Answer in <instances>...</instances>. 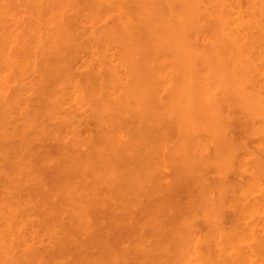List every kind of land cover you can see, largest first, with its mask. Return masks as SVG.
Masks as SVG:
<instances>
[{
    "label": "bare ground",
    "instance_id": "1",
    "mask_svg": "<svg viewBox=\"0 0 264 264\" xmlns=\"http://www.w3.org/2000/svg\"><path fill=\"white\" fill-rule=\"evenodd\" d=\"M13 1L15 0H0V63L4 68H9V72L14 69L10 72L13 74L16 70L20 71L23 63L22 67L27 74L37 76L38 84L30 91L34 90L33 93L43 100L41 107L45 113L41 114L52 121L57 130L62 125L65 127L62 135L65 140L44 133L50 123L47 127H42V134L47 135L44 137L40 132L39 135L43 136V140H48V136L51 141L55 139L56 142L58 140L62 143V152L69 155L72 161L69 160V164L66 161L68 165L66 164L65 168V164L59 160L58 165L64 168L65 172L71 171V163H77L76 172L73 167L70 173L73 172L80 178L81 181L78 180L80 183L77 181L76 186L81 185L79 186L84 191L82 196L86 199L84 205L82 196H78L77 192L75 196L80 197V200H75V196V199L69 197L70 213L65 217L69 218L68 222H72L74 227L70 231L69 223L70 227L66 228L65 232L63 228L61 230L65 242L60 236L64 248L59 245L62 254L59 252L57 255H69L66 258L70 259L71 256V261L68 263L61 261L62 259L51 260L55 257L46 260L42 256L35 257V264H83V257L93 254L88 253L92 251L91 248H94L95 254L89 258L95 259V264H102L105 260V264H110L111 261V264H132L133 258L129 259L128 256L132 251L130 250V253L128 249L121 247L125 240L122 241L120 237L127 236V239L131 238L133 241L132 235H137L138 229L140 231L141 228L138 225L140 222H136L138 217H135V213L143 214L144 210H147L145 208L149 206L150 211L152 206L157 204L153 200V204L146 201L143 206L139 197L148 200L156 198L160 205H165H161L164 210L156 205L158 212L155 209L154 212H149L151 221L153 213L156 220L152 222L158 221L163 229L160 230L163 232L160 233L161 237L166 236V242L169 241L166 245L165 241L160 239L161 243L166 245L162 248L160 244L159 248H153L157 246L149 242L152 244L151 249L160 251V256L164 258L159 263L155 261L156 264H192V261H196L195 264H247V261H250V264H264V219L261 220V213H264V0H55L57 4L52 0L55 2L54 6H57L50 10L53 3L49 1V7L44 6L46 12H39L41 5L35 4L37 0H23L35 11L28 14L27 10L25 14L28 16H25H31L33 22L29 21L30 26L25 24V27L29 26L26 27L28 31L21 30V35L28 34L26 32L33 34L34 40L29 39L30 36L26 39L28 35L22 37L28 43L14 35L19 25L16 26L13 21L16 14L11 16L9 12L8 2L11 6ZM25 7L22 6V9ZM22 14L19 16L22 17ZM8 16L13 17V22L9 21ZM12 44L14 49L18 48V44L22 46V51L25 50L23 59L16 58L19 48L15 55L12 52ZM259 50L260 53L255 54ZM0 70L3 73L4 69ZM17 72L15 75L22 73ZM22 75L27 76L25 73ZM33 81L35 82V79ZM1 84L0 148L2 146L6 149L7 143H4L13 138L12 134L10 136L12 130L7 127L10 119L6 107H11L14 103L21 105L25 87L17 84L15 89H9L13 91L8 92L9 87L5 88ZM27 99L31 102L29 97ZM27 99L25 98V101ZM28 105L30 108L28 106L27 109L34 106ZM29 109L28 112L33 111ZM24 110L20 113L30 115L24 113ZM77 111L80 112L78 114L81 119L84 117L85 120L87 117L91 120L95 126L94 130L96 128L95 135L89 136L90 132L85 134L87 137L82 136L83 132L77 129L81 123ZM34 119L31 118L32 121ZM44 121L40 122L45 124ZM236 123L242 128L245 127L243 129L247 138L253 137L258 141L254 140L256 145H262L255 146V150L249 149V144L247 145L243 138L238 139L233 135ZM6 127L8 134L5 132ZM35 133L34 131L32 135ZM40 137L37 141L39 145H43L44 141L40 144ZM17 140L21 139L18 137ZM6 147L9 148L8 145ZM63 160H68L67 156ZM168 168L170 171H167ZM162 169L170 173L163 186L161 182L164 178L160 176ZM210 171L217 176L214 180L209 178ZM163 175L167 177L166 174ZM73 176L76 179V176ZM233 176L241 181L231 184L229 179ZM244 177L248 181L244 180ZM63 184L59 186L62 187ZM80 188L74 189L79 191ZM22 190L20 195L24 194H21ZM80 191L78 193L81 194ZM16 193L17 191L14 194ZM49 193L55 191H46V197ZM27 194L24 197H27ZM43 194L45 195V192ZM58 194L61 196V193ZM182 194L185 195L184 199L181 198ZM37 195L35 197H38ZM35 197L30 200L31 204ZM39 198L40 196L38 203L41 202ZM7 201L11 200L8 198ZM51 201L54 203L55 200ZM79 201L84 206H81ZM46 202L49 203V199ZM48 205L46 209L52 211L50 203ZM21 206L25 207L24 204ZM38 208L36 210L41 212L42 208ZM160 209L163 210L161 214ZM60 210L63 211L62 208ZM65 210L68 211L64 208ZM58 211L57 209V213ZM142 211L143 213H140ZM227 211L235 214L232 215L235 222H230L232 227L229 225V229L224 227L228 219L226 216L230 213ZM115 212L120 217H115ZM12 213L14 214L13 211ZM145 215L143 214L144 217ZM55 217H49L52 220V223L48 221L50 225L55 224ZM129 217L135 224L127 228L125 225ZM225 217L227 219H224ZM259 219L262 222L260 228L256 227ZM237 220L240 221L236 222ZM42 221L44 222L43 218ZM199 221L206 225L205 230L200 227L201 224L198 229ZM8 222L6 226L8 224L10 227V220ZM45 222L49 224L47 220ZM144 222V225H147L146 220ZM152 227L153 236L156 237L154 239L158 241V227ZM48 228L42 230H50ZM140 232V235L143 234ZM2 233L0 231V234ZM125 233H131V236ZM140 235L136 238L139 239ZM14 236H18L19 241L22 239L21 232ZM23 241L25 242V237ZM23 241L21 240L22 244ZM119 244L121 246H118ZM15 249L13 247L11 251ZM142 250L144 251L143 248ZM153 250L149 251L154 252ZM145 252L142 253L148 256L147 251ZM158 252L153 255L158 256ZM8 256L10 257V254ZM137 260L133 259L135 263Z\"/></svg>",
    "mask_w": 264,
    "mask_h": 264
},
{
    "label": "rangeland",
    "instance_id": "2",
    "mask_svg": "<svg viewBox=\"0 0 264 264\" xmlns=\"http://www.w3.org/2000/svg\"><path fill=\"white\" fill-rule=\"evenodd\" d=\"M44 0H37V2L35 3V4H39V5H41V7H40V9H39V12H46L45 11V9H44V6H46L47 7V5L50 3V2H52V0H46V4L43 2ZM50 1V2H49ZM55 1V0H54ZM14 3H12L11 2V6H10V2H8L9 3V12H11L10 14H11V16L12 15H15L14 17H15V19H13V21H15V25L17 26V25H19V26H17V28H16V30H15V36L16 37H18V38H20L21 39V41H26V42H24V43H28L27 42V38L29 37V39L31 38V40H34L33 39V34L31 35V33L30 32H26V33H28V34H26V35H28V36H26V35H24V34H22L21 35V33H22V31H24L25 32V30H27L26 29V27L28 28L31 24V22H33V20H32V18H31V16H29V17H27L28 16V14H30L29 12H35V11H33L34 9H32V8H29L28 7V5H26V1H23V0H15V1H13ZM23 2H25L24 4H23ZM41 2V3H40ZM56 2V3H55ZM54 3L55 4H57V1H55ZM48 3V4H47ZM53 3V2H52ZM51 3V4H52ZM54 3L52 4V5H50V7H51V9L50 10H52L54 7L56 8V6H54ZM21 4V5H20ZM43 4V5H42ZM45 4V5H44ZM19 5V6H18ZM24 5L26 6L25 8H23L22 9V6L24 7ZM49 5H48V7H49ZM21 6V8H19ZM43 6V7H42ZM53 6V7H52ZM28 7V8H27ZM45 7V8H46ZM39 8V7H38ZM30 9H32V11L30 10ZM42 9V10H41ZM15 10H16V12H15ZM21 10H23V12L21 11ZM27 10H28V14H25V13H27ZM30 10V11H29ZM46 10H48V9H46ZM17 11L19 12L18 14H17ZM49 11V10H48ZM50 12H52V11H50ZM22 14V17L21 16H19V15H21ZM25 15H27V16H25ZM9 18H10V22H13V21H11V19L13 18V17H10V16H8ZM20 19H19V18ZM8 18V19H9ZM16 18H17V20H16ZM30 20H29V19ZM22 19H24V21L22 20ZM19 20H21L20 22H24L23 24L22 23H20L19 22ZM26 20H28V21H26ZM17 21L19 22V23H17ZM29 21H31V22H29ZM26 22V23H25ZM29 22V23H28ZM25 24H27V25H29V26H26L25 27ZM20 28V29H19ZM22 30V31H21ZM28 31V30H27ZM30 33V34H29ZM24 36H26V39H23L22 37H24ZM30 40V41H31ZM29 41V40H28ZM29 41V42H30ZM31 44H33V41H32V43ZM13 45V47H12V52L16 55L17 54V49L19 48V51H18V54H17V56H16V58H18L19 60L20 59H23L24 57H23V54H25V50L23 49V51H22V46H20V45H18V44H16L17 46H18V48L16 47V45H15V47H16V49H14V44H12ZM28 46H30V44H27ZM28 46H26V47H28ZM263 51H264V49H263ZM19 52H21L20 54H22V55H20L19 54ZM258 53H260V50L259 51H257L255 54H258ZM11 55L12 56H15V55H13L12 53H11ZM22 57V58H21ZM15 58V59H16ZM24 61V60H23ZM23 66V63H22V65H21V68H19V70L22 72V73H20L21 75L23 74V73H25V75H27L28 76V74H27V72L23 69L24 67H22ZM52 67H54V66H52ZM0 69H4L3 70V73L5 74V76H4V74L2 73V70H0V81H1V83H4V84H1L2 86L4 85L5 86V88H8V92H11V91H13V90H9V89H13L14 88V86L16 87V85L18 84V85H23V87H25V93H23L22 92V99L24 100H21L22 102H23V104H22V102H20L21 103V105L23 106H21V105H19L18 106V104L16 105L15 103L13 104V106H7L6 107V111H7V114H8V119H10V121H9V123L7 124L8 126L7 127H9V129L10 130H12V132H10V136H11V134H12V136H13V138L11 137V138H9L8 139V141H6L4 144H6L7 143V145L9 146V148L8 147H6L4 144H3V146H5V148L6 149H3L2 148V146H1V148H0V207H1V210L4 212H2L1 210H0V231L1 232H3L2 234H0V246L1 247H3V248H1L0 247V264L2 263V264H26V262H27V264H35V257H45V259L46 260H48V259H51L52 257H55V259L53 258V259H51V260H57V261H59V260H61V261H67L68 263L71 261V256L69 257L70 259H68V258H66V257H68L67 255H65V256H60V254H62L61 252V250H62V248L61 247H59V245H61L62 246V244H63V242H62V240H61V238H60V236L63 238V235H62V231L61 230H63L64 232L68 229V227H70V224L72 223V222H68V219L69 218H67L66 219V215H68L69 213H70V211H69V209H70V204H68V203H70L71 201H70V199H69V197H73L74 199H75V197H76V199L75 200H80L79 198H78V196L79 195H84V191H83V189L82 188H80V186L79 185H77L76 186V183L78 184V182L79 181H81V180H79L80 178H77V175L75 174V173H70L71 171H72V168L74 167V172H76V169H77V167H76V165H77V163L76 162H74V163H71L70 164V167L71 166H73L70 170L71 171H69V166H67L68 168V170L67 171H69V172H65V169L64 168H61V166L60 165H58L59 164V160H61L62 162H60V164L62 163V166L64 165L65 166V168H66V164H67V162L66 161H68V164H69V160H70V162H72L71 161V159L69 158V155H65V152H62L63 151V149L61 148V145H62V143L61 142H58V140H57V142H56V140L55 139H53V141H51L52 139L50 138V137H48V136H50L51 135V137L53 136H55V138L56 137H58V139L59 140H62V139H64V138H62L63 136L62 135H64V130H65V127L63 126H61V128L59 129V130H57V126L52 122V121H50V120H48V119H46L42 114H44L43 113V108L41 107L43 104V100H41V98H39V96L36 94V93H33V91L31 92L30 90H32V88H35L36 86H37V84H38V81H37V76L36 75H33V76H31L30 74H29V78L27 77V76H23V77H25V78H23L22 76H20V74H17V75H15V73L18 71V70H16L15 72H14V74L13 73H10L11 71L13 72V70H11L10 72H9V68H4V66H3V64L2 63H0ZM22 69V70H21ZM7 70V71H6ZM23 70H24V72H23ZM20 71H18L17 73H19ZM1 74H3V75H1ZM15 75V76H14ZM6 76H9L10 78L8 79ZM27 77V78H26ZM2 78H3V80L6 82H4L3 80H2ZM20 78L22 79V80H24V81H22V80H20ZM33 78V79H32ZM35 79V82L33 81ZM9 80V81H8ZM17 80V83H15L14 84V82ZM18 80H20L19 82H18ZM27 80V81H26ZM28 84H26V83ZM13 84V85H12ZM10 85V86H9ZM3 86V87H4ZM13 86V87H12ZM11 87V88H10ZM15 89V88H14ZM27 91H29V93H27ZM30 92H31V94H30ZM26 93H27V95H26ZM34 94V95H33ZM35 94L37 95V97L35 96ZM30 95V96H29ZM33 95V96H32ZM30 98V101L31 102H29V99H27V98ZM25 98L27 99L26 101H25ZM31 99H33V100H31ZM33 101V102H32ZM27 102V103H26ZM39 102V103H38ZM42 102V103H41ZM19 103V104H20ZM41 103V105L39 106V104ZM28 104H32L31 105V107L34 105L35 106V104H37V106H35L36 107V109L34 108V106L31 108V109H29L30 108V105H28ZM9 105H12V104H9ZM14 105H16V107L14 106ZM29 106V110L31 111L32 109H33V111H31V112H28V109H27V107ZM40 107H41V109H40ZM16 108V109H15ZM8 109V110H7ZM18 109H21V110H18ZM25 109V110H24ZM35 109V110H34ZM38 109V110H37ZM23 110H24V113H26V114H29L30 113V115H25V114H23V113H20V112H23ZM37 110V111H36ZM39 110H41V112L39 111ZM12 111V112H11ZM14 111V112H13ZM35 111L37 112V114H35ZM9 112H11V113H9ZM19 113V114H18ZM42 113V114H41ZM78 113H80L79 111H77L76 112V114H78ZM33 114H35L34 116L35 117H33ZM39 114V115H38ZM75 114V115H76ZM9 115H10V117H9ZM25 115V116H24ZM235 115H237V114H235ZM22 116H24L23 118H22ZM28 116V117H27ZM77 116V115H76ZM79 116H81L80 114H78V119H79V121L81 122L80 123V126H82V127H80V126H78L77 127V129L83 134H81L83 137H87L88 135L89 136H92V135H95L96 134V128H95V130H94V125H93V123L91 122V120L90 119H88L87 117L85 118V120H83L84 119V117L81 119V117H79ZM238 116V115H237ZM236 116V117H237ZM27 117V119H26V121L24 120L25 118ZM239 117V116H238ZM31 118L33 119V118H35V119H37L39 122L38 123H36V122H34V121H37V120H31ZM29 119H30V121H29ZM42 119V120H41ZM88 119V120H87ZM17 120V121H16ZM44 120H46V121H44ZM90 120V121H89ZM27 121H29V123H27ZM40 121H44L45 122V124H43V122L41 123ZM50 121V122H49ZM33 122V123H32ZM48 122V123H47ZM85 123V124H82V123ZM47 123V124H46ZM49 123H50V125H49ZM51 123H52V126H51ZM28 124V125H27ZM29 124H30V126H29ZM36 124H38V126L35 125ZM40 124H43V125H40ZM67 124V123H66ZM82 124V125H81ZM34 125V126H33ZM44 125H46V126H44ZM47 125H49V127H47ZM86 125V126H85ZM32 126V127H31ZM7 127H6V130H5V132L6 131H8V129H7ZM23 127H26V128H23ZM30 127V128H29ZM34 127V128H33ZM38 127H40V129H38ZM44 127H47L46 129H44L45 130V132L44 133H47L48 134V136L46 137V139H48L49 140V143H48V140H43L44 138H43V136L45 137L47 134H42V130H43V128ZM235 127H236V129L234 128L233 129V132L235 131V133H233V135H235V137H237L238 139H239V137L240 138H243L242 140H245L246 141V143H247V147L249 148V149H254L255 148V146H259V145H256V142H258V141H256V139L255 138H253V137H251V138H247V133H245V130L243 129V128H245V127H243L242 128V126L240 125V124H238V123H236V125H235ZM32 128L34 129V131L36 132L35 133V135L33 136L32 135V133H34V131L32 130ZM24 129H26V131L24 130ZM90 129H91V131H90ZM243 129V130H242ZM53 130V131H52ZM19 131V132H18ZM38 131V132H37ZM48 131H49V133H48ZM51 131V132H50ZM61 131H62V133H61ZM13 132H14V134H13ZM43 135L42 137H40L41 135H39L40 133ZM53 132V133H52ZM91 132V133H90ZM92 132H93V134H92ZM27 133V134H26ZM58 133H60V134H58ZM88 133H90V134H88ZM6 134H8V132H6ZM30 134V135H29ZM85 134H88V135H85ZM18 135V137H19V139H21L20 141L19 140H17L18 139V137H16ZM36 135H39V137L40 138H42L41 140H40V144H41V142L43 143V141H44V144L42 145H39V141H37V140H39V139H37V138H39V137H37ZM7 136H9V135H7ZM9 136V137H10ZM24 136V137H23ZM31 136V137H30ZM25 137H26V139H25ZM60 137V138H59ZM30 138V139H29ZM33 138V139H32ZM245 138H247V139H245ZM249 139V140H248ZM15 140H17V141H19V142H15ZM23 140V141H22ZM28 142V145H26V141ZM29 140V141H28ZM37 142V143H35V141ZM65 140V139H64ZM252 140H253V142H252ZM254 140L256 141V142H254ZM46 141V142H45ZM52 143H51V142ZM262 141H264V140H262ZM56 142V143H55ZM18 143V144H17ZM25 143V144H24ZM48 143V144H47ZM255 143V144H254ZM21 144V145H20ZM32 145L31 147H30V145ZM46 144V145H45ZM56 144H58V145H56ZM262 144H264L263 142H262ZM261 144V145H262ZM18 145V146H17ZM51 145V146H50ZM260 145V146H261ZM55 147H59L58 149H56ZM264 147V146H263ZM256 148H258V147H256ZM59 149H60V151H59ZM259 149V148H258ZM255 150V149H254ZM62 154V155H61ZM160 154V153H159ZM60 155V156H59ZM63 155H65V156H63ZM67 156V159L68 160H63V158L65 159V157ZM66 163H65V162ZM67 164V165H68ZM73 164V165H72ZM248 164H251L250 162H248ZM250 166H248V168H249ZM63 169H64V171H63ZM164 170V171H163ZM170 171V169L168 168L167 169V171ZM165 169H162L161 171H160V173H161V175L160 176H162L164 179H163V181L161 182L162 184H161V186H163V185H165V184H163V182L165 183L167 180H168V176H170V173H168ZM211 172V171H210ZM40 173V174H39ZM68 173H69V176H68ZM75 175L76 177V179H74V176L73 175ZM163 174H166V176L167 177H165V175H163ZM169 174V175H168ZM209 175V174H208ZM207 175V176H208ZM214 174L211 172L210 173V175H209V178L210 177H212V178H210V180H214V178L215 177H217V176H213ZM247 175V174H246ZM39 176V177H38ZM43 176V177H42ZM231 176V175H230ZM236 177V176H235ZM229 178H231V177H229ZM238 178V177H237ZM237 178H235L234 179V176H233V178L230 180L229 179V181L231 182V184L233 183V184H235L236 182H238L239 183V181H241V180H239V178H238V180H237ZM244 178H246V177H244ZM248 178H250V177H248ZM42 179V180H41ZM68 179V180H67ZM26 180V181H25ZM79 180V181H78ZM244 180H247V178L246 179H244ZM251 180V179H250ZM249 180V181H250ZM72 181V182H71ZM76 181V182H75ZM78 181V182H77ZM248 181V180H247ZM244 182H246V181H244ZM243 182V183H244ZM5 183V184H4ZM7 183H8V185H7ZM62 183H64V184H66V185H64L63 184V186L61 187V186H59L60 184H62ZM68 183V184H67ZM71 183V184H70ZM75 184V185H73V184ZM80 183V182H79ZM57 184H58V186H57ZM237 184V183H236ZM19 185V186H18ZM80 188V189H82L81 191H80V189H79V191L81 192V194L80 193H78L79 191H77V189H74V188ZM10 187H12V188H10ZM7 188V189H6ZM26 188H28L29 189V191H26L27 189ZM43 188L45 189V190H43ZM51 188V189H50ZM53 188H55V189H53ZM58 188V189H57ZM61 188V189H60ZM21 189H23L22 190V192H21V194L22 193H24L23 195H20L19 193H20V191H21ZM59 189H60V191H59ZM70 191V189H73L70 193H68L69 191ZM34 190V191H33ZM37 192H39V191H41V192H39V193H37ZM57 190V191H56ZM14 191V192H13ZM15 191H17V193H18V195H17V193L16 194H14L15 193ZM46 191H51V192H54L55 191V193H52V194H50V195H48V197L50 196V198L52 199V200H55L54 201V203L51 201V199L50 198H48V197H46V195L48 194H46ZM67 192V193H65V192ZM73 191H75L74 192V194L73 195H71L72 194V192ZM25 192H26V194H27V192H29L27 195L29 196H27V197H24V195H26L25 194ZM45 192V195L43 194V193ZM61 193V196H58L59 194L58 193ZM77 192V194H78V196H75V193ZM6 193V194H5ZM11 193H12V195L13 196H15V197H12V195H11ZM65 193V194H64ZM83 193V194H82ZM5 194V195H4ZM9 194H10V196H9ZM33 194H38L37 196L39 197L40 196V198H39V200H41V202H37L38 201V197H35L36 195H33ZM63 194H64V196H63ZM44 195V196H43ZM65 195H66V197L68 198V199H66L65 200ZM229 195V194H228ZM9 196V197H8ZM33 196L35 197V203L32 201V204H31V201L30 200H33ZM43 196V197H42ZM56 196V197H55ZM75 196V197H74ZM230 196V195H229ZM231 197H233V194H232V196ZM5 198V199H4ZM9 198V200H11V201H7V199ZM14 198V199H13ZM17 198H19L18 200H17ZM37 198V199H36ZM44 198H46V199H44ZM64 198V199H63ZM78 198V199H77ZM142 198H144L143 200H142ZM151 198V197H150ZM181 198L182 199H184L185 198V195L184 194H182L181 195ZM229 199H232V198H230V197H228ZM23 199V200H22ZM44 199V200H43ZM48 199H49V203H50V207L52 208V203H53V205H54V207L52 208V211L49 209H46L47 208V206L49 207V203L48 202H46V200L48 201ZM73 199V200H74ZM156 198H153V199H147V198H145V197H139V201L142 203V205L144 206L145 205V202L146 201H149V202H151V201H155V202H157V206L159 205L161 208H162V206H163V204L164 203H162L161 205H160V203L157 201V200H155ZM14 200V201H13ZM20 200V201H19ZM64 200V201H63ZM85 200L86 199H84L83 198V196L81 197V201L83 202H80V205L81 206H84L85 205ZM24 202V203H21V202ZM57 201V202H56ZM88 201V200H87ZM86 201V202H87ZM43 202V203H42ZM46 202V203H45ZM52 202V203H51ZM58 202H62L61 204L59 203L58 204ZM73 202V201H72ZM76 202H78V201H76ZM13 203L14 204V206H13V204L11 205V204ZM20 203H21V205L22 204H24V206L25 207H23V206H21L20 205ZM48 203V204H47ZM68 205V206H65L66 204ZM84 204V205H82V204ZM88 203V202H87ZM148 203V202H147ZM152 203V202H151ZM151 203H149L148 205H150V208H151ZM28 204V205H27ZM41 204V205H40ZM44 204H45V206H44ZM89 204V203H88ZM153 204V203H152ZM34 205V206H33ZM38 205V206H37ZM55 205H57V206H55ZM147 205V206H148ZM156 205L154 204L152 207H153V209H155L156 208ZM65 206V207H64ZM165 206V205H164ZM163 206V207H164ZM17 207H18V209H17ZM31 207H33V208H31ZM37 207H39L38 209H40V208H42L41 209V212L42 213H44V214H42L41 212H40V210L38 211V210H36V208ZM58 207V208H57ZM59 207H61L62 209H63V211H61L60 209H59ZM146 207V206H145ZM3 208V209H2ZM6 209V211H5V209ZM25 208V210H23ZM35 208V209H34ZM64 208L65 209H68V211L66 212V210L64 211ZM20 209V210H19ZM31 209V210H30ZM56 209V210H55ZM57 209L60 211H58V213H57ZM133 209V208H132ZM145 209H149V206L147 207V208H145ZM153 209L151 208V210L149 211H147V210H144V213H143V211L142 212H140V213H143L144 215L146 214V212H147V214L145 215V217L143 216V214H139V215H137L135 212V217H138V219H137V221L136 220H134V221H136V222H140V223H138V225H140V227L141 228H145V229H141L140 228V231H139V229H138V231H137V235L136 234H134V235H132L133 237L132 238H136L138 235H140L139 234V232L140 233H142L143 232V234H141L140 235V237H141V239H140V237H139V239H133V241H132V239L131 238H129V239H127L125 236L122 238V235H121V237H120V239L122 240V241H124L125 240V243H124V245H123V242L121 243L123 246H121L120 244L118 245V246H121L122 248H125V249H128V252H130L131 253V251H132V254H130V255H128L129 256V259L130 258H133V259H135V258H137L138 260H137V263L138 264H141V262H142V264H144V262H145V264H148L149 262L151 263V264H153V263H155L156 264V262H161L164 258H162L163 256H160V251L158 252V250H156V252H158L159 254H158V256H156L155 254L153 255V253H156L153 249H151L152 248V244H154L153 246H157V247H153V248H159V244H160V246H161V248L162 247H164V246H166L167 244H168V242H166V236L164 237L163 235V238L161 237V234L160 233H162L163 234V232H160V230H162L163 231V229H161V226H160V224H158V221H156V222H152V221H154V220H156V217H154V214L152 213V215H153V217H152V221H151V217H150V215H151V213L149 214V212H152L153 211ZM159 209V208H158ZM163 209V208H162ZM166 210H167V208H165ZM227 209H229L230 211H232V209H230V208H227ZM17 210H19V211H21V212H19L18 211V213H17ZM156 210V209H155ZM161 210V209H160ZM164 210V209H163ZM163 210H161L159 213L161 214L162 212H163ZM165 210V211H166ZM7 211L9 212V213H7ZM12 211L14 212V214L12 213ZM31 213H30V212ZM51 211V212H50ZM55 212V214L54 213H52V212ZM157 211V210H156ZM155 211V212H156ZM230 211H227V212H230ZM2 212V213H1ZM38 212H40L39 214H37ZM131 212V211H130ZM154 212V211H153ZM158 212V211H157ZM167 212V211H166ZM226 212V213H227ZM19 213H21V214H19ZM30 213V214H29ZM232 212H230V213H228L227 214V216L226 217H228V219L225 217L224 219H227V222H229V224L227 223V222H225V224H224V227L226 228V229H229V225L231 226L232 225V223L230 224V222H232V220H234L233 221V223L235 222V217H234V219L232 218V215L234 216L235 214H231ZM16 214H18V215H16ZM25 214V215H24ZM36 214V215H35ZM46 214H47V217H46ZM62 214V216H60ZM117 213L115 212V217H120V215L118 216V214L116 215ZM149 214V215H148ZM155 214H157V213H155ZM159 214V215H160ZM262 215V217H261V220L262 219H264V213L262 212L261 213ZM3 215V216H2ZM8 215V216H7ZM13 215H16V216H18V218L16 217V216H13ZM27 215V216H26ZM64 215V216H63ZM143 217H142V216ZM159 215L157 216V217H159ZM226 215V214H225ZM41 218H40V217ZM55 216H58V217H55ZM60 216V217H59ZM125 217H127L126 215H124ZM123 216V217H124ZM133 216V215H132ZM131 216V217H132ZM149 216V217H148ZM156 216V215H155ZM162 216H164V214L162 215ZM166 216V215H165ZM7 217V218H6ZM49 217H55V219H54V223L55 224H52V225H50V223L49 222H51L52 223V220H50V218ZM61 217H63L62 219H61ZM67 217H69V216H67ZM122 217V216H121ZM131 217H129L130 219H128L127 220V222H126V224L127 225H125V227H127V228H129V225L130 226H132V225H134L135 223H133V219H131ZM135 217H132V218H135ZM140 217H142L141 219H140ZM20 218V219H19ZM24 218V219H23ZM30 218V219H29ZM42 218L44 219V222L42 221ZM45 218H48V219H46L47 220V222L49 223V224H47L45 221ZM52 218V219H53ZM57 218H59L58 220H57ZM144 218H145V220H146V224L147 225H144ZM146 218H148V219H150L149 221L146 219ZM154 218V219H153ZM39 219V220H38ZM63 219H65L64 221H61L60 222V220H63ZM124 219V218H123ZM136 219V218H135ZM159 219V218H158ZM160 219H161V216H160ZM164 219V218H163ZM162 219V220H163ZM8 220H10V227H11V229H10V227H8L9 225V222H8ZM12 220V221H11ZM14 220V221H13ZM16 220V221H15ZM29 220V221H28ZM124 220H126V219H124ZM130 220V221H129ZM230 220V221H229ZM240 220H242V219H240ZM240 220H237L236 222H238V221H240ZM25 221V222H24ZM40 222V223H38V222ZM57 221H59V222H57ZM159 221H161V220H159ZM226 221V220H225ZM15 222V223H14ZM31 222V223H30ZM33 222V223H32ZM57 222V223H56ZM129 222H130V224H129ZM142 222V223H141ZM144 222V223H143ZM201 221H199V222H197V224H198V229H199V224H201L200 223ZM259 223H258V225L256 226V227H259L260 228V226L262 225V224H260V223H262V222H264L263 220H262V222H260V219H259V221H258ZM6 223H8L7 224V226H6ZM13 223V224H12ZM38 223V224H37ZM42 223H45V224H42ZM58 223H60V224H58ZM63 223H65V225H63ZM70 223V224H69ZM124 223H125V221H124ZM162 223V222H161ZM242 223H243V220H242ZM11 224H12V226H11ZM29 224H31V225H29ZM58 224V225H57ZM67 224H69V225H67ZM74 224V223H73ZM152 224V225H151ZM227 224V225H226ZM6 226V228H5V226ZM20 225H22V226H20ZM39 225V226H38ZM61 225V226H60ZM159 225V226H158ZM202 225V224H201ZM38 226V227H37ZM47 226V227H46ZM48 226H51V227H49L50 228V230H42V228L44 229V228H48ZM60 226V227H59ZM152 226H155L156 228H157V230H158V235L160 236L159 238H157L158 239V241H155L156 239H154V237L155 236H153L154 235V232H153V230H154V228L152 227ZM204 226L206 227V225H204V223H203V225L202 226H200V227H203L202 229H204ZM41 227V228H40ZM57 227V228H56ZM72 227H74V226H72V224H71V227L69 228V230L72 228ZM232 227V226H231ZM8 228H9V232H8ZM18 228H19V230H20V232H21V238L22 239H20V241H19V238H20V235H19V238H17L18 236H14V234L16 235V233H17V235L18 234H20V232H19V230H18ZM48 228V229H49ZM56 228V229H58V232L56 233V229L54 230V229ZM63 228V229H62ZM67 228V229H66ZM150 228V229H149ZM152 228V229H151ZM4 229H7V230H4ZM38 229H40V230H38ZM60 229V230H59ZM73 229V228H72ZM147 229V230H146ZM206 229V228H205ZM204 229V230H205ZM16 230V231H15ZM18 230V231H17ZM22 230V231H21ZM42 230V231H41ZM52 230H53V232H52ZM142 230H145V231H142ZM148 230H150V232L148 231ZM201 230V229H200ZM203 230V231H204ZM258 230V229H257ZM37 231H39V232H37ZM41 231V232H40ZM60 231V232H59ZM71 231V230H70ZM152 231V232H151ZM202 231V232H203ZM16 232V233H15ZM53 233V235H51L52 233ZM63 232V233H64ZM126 232V231H125ZM130 232V231H129ZM155 232H156V230H155ZM26 233V234H25ZM146 233V234H145ZM166 232L164 231V234H165ZM39 234V235H38ZM54 234H56L55 236H54ZM58 234V235H57ZM126 235H130L131 233H125ZM124 234V235H125ZM27 235V236H26ZM28 235H29V238H28ZM38 235V236H37ZM135 235H136V237H135ZM144 235V236H143ZM167 235V234H166ZM13 236V237H12ZM131 236V235H130ZM157 236V235H156ZM7 237H8V239L9 240H7ZM25 237V242L23 241V238ZM54 237H56L55 239H54ZM158 237V236H157ZM6 238V239H5ZM17 238V239H16ZM29 240H28V239ZM150 238V239H149ZM154 240H153V239ZM156 238V237H155ZM58 239H59V241H58ZM120 239H119V241H120ZM160 239H162V241L164 242L165 241V244L166 245H164V243L162 242L161 243V240ZM164 239V240H163ZM18 240V241H17ZM21 240L23 241V244H22V242H21ZM60 240H61V242H60ZM129 240V241H128ZM141 242H140V241ZM54 241V242H53ZM63 241L65 242V239L63 238ZM118 241V242H119ZM128 241V242H127ZM11 242V243H10ZM21 242V243H20ZM29 244H28V243ZM56 242H60V244L59 243H56ZM127 242V243H126ZM130 242H132V243H130ZM143 242V243H142ZM149 242H151L152 244H149ZM156 242V243H155ZM25 243V244H24ZM56 243V244H55ZM128 243H130V244H128ZM137 243H138V245H137ZM14 244V245H13ZM16 244V245H15ZM20 244H22V246L20 245ZM26 244H28V249H26ZM161 244H163V246L161 245ZM170 244V243H169ZM9 245H11V249L14 247V249H15V247H16V249L12 252L11 251V249L9 248ZM25 245V246H24ZM32 245H33V247H32ZM64 245V244H63ZM148 246V248H147V246ZM13 246V247H12ZM17 246H20L21 248H17ZM59 248H58V247ZM134 246V247H133ZM24 247V248H23ZM63 248H64V246H62ZM127 247V248H126ZM150 247V248H149ZM138 248V249H137ZM142 248L144 249V251L142 250ZM146 248L148 249V250H146ZM160 248V249H161ZM17 249H18V251H17ZM57 249H59V251L57 250ZM27 250V251H26ZM33 250H35V251H33ZM91 250L92 251H90V252H88L89 253V255H90V253L92 254V255H90L91 257H94L93 255L95 254L94 252H95V250H94V248L92 249L91 248ZM94 250V251H93ZM131 250V251H130ZM138 250V251H137ZM142 250V251H141ZM149 250H153L154 252H151V251H149ZM6 251V252H5ZM24 251V252H23ZM133 251H134V253H133ZM145 251H147V254H148V256H149V258H148V256H146V254H144V253H142V252H145ZM8 252V253H7ZM29 252V253H28ZM39 252H41L39 255H38V253ZM46 252V253H45ZM53 252V253H52ZM60 252V254L59 255H57L58 253ZM139 252H141V254H143L144 255V257L139 253ZM151 252V253H150ZM194 252V251H193ZM5 253H7V254H5ZM13 253V254H12ZM36 253H37V255H36ZM56 253V255H54ZM146 253V252H145ZM8 254H10V257H12V258H10L9 256H8ZM32 254V255H31ZM46 255L48 256V257H46ZM135 255V256H134ZM139 255H141V256H139ZM192 256H194L193 254H191ZM16 256V257H15ZM51 256V257H50ZM90 256H88V254H87V256L86 257H83V264H95V261H93V260H95V259H91V258H89ZM134 256V257H133ZM146 256V257H145ZM152 256H153V258H152ZM6 257H8V258H6ZM14 257V258H13ZM33 257V258H32ZM88 257V258H87ZM155 257V258H154ZM9 258H10V260H9ZM16 258H18V260L16 259ZM48 258V259H47ZM162 258V259H161ZM253 258H254V256H253ZM7 259H8V261H7ZM12 259V260H11ZM59 259V260H58ZM133 259H132V264H137V263H135L134 261H133ZM152 259V260H151ZM254 259H256V258H254ZM253 259V260H254ZM26 260V262H23V261H25ZM28 260V261H27ZM154 260V261H153ZM7 261V262H6ZM13 261V262H12ZM30 261V262H29ZM54 261V262H55ZM60 261V262H61ZM106 261V260H105ZM105 261L102 263V264H105ZM144 261V262H143ZM156 261V262H155ZM9 262V263H8ZM94 262V263H93ZM110 262V261H109ZM148 262V263H147ZM250 261H247V264H250L249 263ZM111 263H113L112 261L110 262V264ZM149 263V264H150ZM192 264L194 263H196V261H192L191 262ZM98 264V263H97ZM190 264V263H189ZM253 264H257V263H253ZM258 264H260V263H258Z\"/></svg>",
    "mask_w": 264,
    "mask_h": 264
}]
</instances>
